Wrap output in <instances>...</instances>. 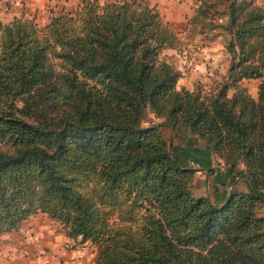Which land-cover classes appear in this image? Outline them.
Returning a JSON list of instances; mask_svg holds the SVG:
<instances>
[{
	"label": "trees",
	"instance_id": "obj_1",
	"mask_svg": "<svg viewBox=\"0 0 264 264\" xmlns=\"http://www.w3.org/2000/svg\"><path fill=\"white\" fill-rule=\"evenodd\" d=\"M196 3L191 22L224 19L234 55L207 95L178 87L161 52L179 38L149 0H78L44 25L0 18V236L44 212L95 245V264H264V2ZM162 126L242 162L251 188L194 195L195 168Z\"/></svg>",
	"mask_w": 264,
	"mask_h": 264
},
{
	"label": "crops",
	"instance_id": "obj_2",
	"mask_svg": "<svg viewBox=\"0 0 264 264\" xmlns=\"http://www.w3.org/2000/svg\"><path fill=\"white\" fill-rule=\"evenodd\" d=\"M59 1L65 3L66 0H0V17L10 20L15 16H33L48 21L50 7H57L56 10L64 7L63 4L56 6ZM51 2L54 4L50 5ZM161 130L165 138L172 136L171 143L168 139L171 150L178 143H181L180 147H186L183 139L188 135L172 134L167 126H162ZM197 145L188 144L191 151L188 156H177L187 152L185 147L180 149L176 156L174 154L181 164L195 168L190 184L194 195L207 196L212 202L218 203L223 201L232 189L248 191L251 188L242 162L232 166L214 154L207 144L204 143V147ZM258 212L264 215V205ZM37 214L39 212L26 218L17 229L0 236V264H95L97 251L95 246L91 245L93 243L68 236L64 228H59L62 227L60 222L53 218L45 220L44 217H37L33 223L25 224ZM27 250L37 254L25 256L24 252ZM27 259L31 262L27 263Z\"/></svg>",
	"mask_w": 264,
	"mask_h": 264
},
{
	"label": "rangeland",
	"instance_id": "obj_3",
	"mask_svg": "<svg viewBox=\"0 0 264 264\" xmlns=\"http://www.w3.org/2000/svg\"><path fill=\"white\" fill-rule=\"evenodd\" d=\"M149 1L151 4L157 5L164 16V19L170 23L172 29L179 38L176 47H167L161 52L162 56L172 61L181 71V76L177 82L178 87L184 85L188 88H194L197 85L200 86L203 89L204 94L207 95L212 86L228 78L229 68L234 60V55L228 48L227 44L229 35L223 26L225 20L218 19L219 25L216 28L201 31L199 25L193 24L191 22V16L194 14L197 5L196 0ZM259 1L264 2V0ZM59 2L56 3V6L60 7L61 4H63L65 9L74 10L78 0H66L65 3ZM53 4L54 2L50 3V5ZM37 19L36 20L38 21L39 25H44L47 22V19L44 18L43 20L39 18ZM10 20L3 21L8 22ZM48 60L55 72H59L61 70V59L50 54ZM258 82L259 78L242 80V84L253 96L257 95ZM158 119L159 118L156 117L149 108H147L144 117V123L147 124L152 121H157ZM166 135H168L167 131ZM187 135L188 136L186 139H183L185 142L184 145H186V147H180L181 143L174 145L171 150L173 155L175 154L176 156L177 153H180V149H184L185 147L187 152H184V154H178L177 156H188L191 153L188 144H190V146H198L197 144H199L201 147L205 146V142L203 143L197 136L190 133ZM166 139H169L170 143L172 142V136H167ZM37 217H44L45 220H49L48 218H51L46 213L39 212V214L35 215L33 218H29L25 224L33 223L34 219H37ZM59 228H64V226H59ZM91 245L95 246L94 244ZM24 254L25 256L31 257L37 253L35 252L33 254L31 250H27V252H24ZM29 262H31L30 259H27V263Z\"/></svg>",
	"mask_w": 264,
	"mask_h": 264
}]
</instances>
